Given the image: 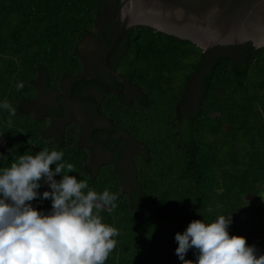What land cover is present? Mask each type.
<instances>
[{
  "label": "trees",
  "instance_id": "trees-1",
  "mask_svg": "<svg viewBox=\"0 0 264 264\" xmlns=\"http://www.w3.org/2000/svg\"><path fill=\"white\" fill-rule=\"evenodd\" d=\"M118 4L0 0V101L16 108L11 126L9 113L0 110L4 166L14 156L62 150L75 167L70 176L87 179L97 192L119 193L117 206L100 213L119 231L105 264H181L175 234L193 220L210 223L220 215H231L230 236L244 237L264 254V47L247 43L202 52L188 41L132 28L109 58L124 92L111 95L97 82L80 81L72 89L75 100L69 99L70 84L81 77L119 89L102 64L119 31ZM86 37L97 45L88 73L79 49ZM20 82L24 88L17 91ZM42 92L50 97L38 115L29 106ZM71 104L105 123L89 130L88 146L75 121L57 138L51 135ZM131 145L139 149L132 179L121 169ZM96 151L110 161L92 170ZM31 203L51 210L49 200ZM185 259L195 264L193 250Z\"/></svg>",
  "mask_w": 264,
  "mask_h": 264
},
{
  "label": "clouds",
  "instance_id": "clouds-1",
  "mask_svg": "<svg viewBox=\"0 0 264 264\" xmlns=\"http://www.w3.org/2000/svg\"><path fill=\"white\" fill-rule=\"evenodd\" d=\"M23 88L17 83V91ZM0 110L9 113L11 126L16 108L0 101ZM5 160L0 156V264H105L119 231L104 223L100 213L117 206L119 193L97 192L87 179L70 176L75 167L64 160L62 150L14 156L7 167ZM45 185L50 190L39 192ZM34 200H49L51 210H36ZM231 223V215H220L210 223L193 220L176 233L175 255L181 264H193L185 259L190 249L195 264H264L255 245L229 235Z\"/></svg>",
  "mask_w": 264,
  "mask_h": 264
},
{
  "label": "water",
  "instance_id": "water-1",
  "mask_svg": "<svg viewBox=\"0 0 264 264\" xmlns=\"http://www.w3.org/2000/svg\"><path fill=\"white\" fill-rule=\"evenodd\" d=\"M116 22L118 34L103 56V68L119 84L111 88L97 77H81L80 81L101 84L111 95L125 90L123 79L112 70L109 58L125 33L132 28L145 27L181 41H188L202 52L214 47L238 46L251 43L254 49L264 47V0H118Z\"/></svg>",
  "mask_w": 264,
  "mask_h": 264
},
{
  "label": "rangeland",
  "instance_id": "rangeland-1",
  "mask_svg": "<svg viewBox=\"0 0 264 264\" xmlns=\"http://www.w3.org/2000/svg\"><path fill=\"white\" fill-rule=\"evenodd\" d=\"M84 59L87 58L88 55H91L92 52H95L97 50V45L95 44L94 40L91 37H86L83 39L80 47H79ZM86 53V55H84ZM90 58V57H89ZM94 64L93 66H87L86 67V73H88L92 68L94 69ZM191 96V95H190ZM50 95L47 93H40V100L39 102L30 105L29 108L38 115H42L44 112L45 107L47 106V101ZM50 105V104H48ZM69 107V113H70V118L67 121H64L62 124L59 125L58 127V132L51 133L52 137L57 138L60 135V132L62 128L65 127L66 123L69 121H75L79 123L83 129V143L85 146H88V141L87 135L88 132L91 128L93 127H102L105 125V123L101 120L97 119H92L86 114L81 107H78L77 105L71 104L68 106ZM68 122V123H69ZM128 139V138H126ZM1 141V140H0ZM139 152V149L135 145H131V147L127 148L125 151V159L121 165V169L123 171H126L128 173V177L132 179L131 171H132V159L135 155H137ZM110 161V158L101 154L100 151H96L94 154V161L93 164L91 165V169L95 170L97 166L100 163H108ZM130 181V180H129ZM124 189L127 192L131 191V186L124 187Z\"/></svg>",
  "mask_w": 264,
  "mask_h": 264
},
{
  "label": "flooded vegetation",
  "instance_id": "flooded-vegetation-1",
  "mask_svg": "<svg viewBox=\"0 0 264 264\" xmlns=\"http://www.w3.org/2000/svg\"><path fill=\"white\" fill-rule=\"evenodd\" d=\"M84 55H86V53H84ZM90 58H89V55L87 56V58H86V66H93V63L89 60ZM105 72V71H104ZM106 73V72H105ZM108 75V74H107ZM39 100H40V97L38 98V100L37 101H35V103H37V102H39ZM72 100H75V99H72ZM70 118V113L68 114H66V119H57L56 121H55V124H54V128H53V130H52V133H56V132H58V127H59V125L60 124H62L64 121H67L68 119Z\"/></svg>",
  "mask_w": 264,
  "mask_h": 264
}]
</instances>
